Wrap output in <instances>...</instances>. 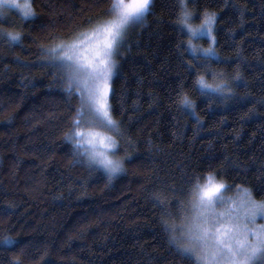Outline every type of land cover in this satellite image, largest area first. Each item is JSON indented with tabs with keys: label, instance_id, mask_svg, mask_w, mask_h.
Masks as SVG:
<instances>
[{
	"label": "trees",
	"instance_id": "obj_1",
	"mask_svg": "<svg viewBox=\"0 0 264 264\" xmlns=\"http://www.w3.org/2000/svg\"><path fill=\"white\" fill-rule=\"evenodd\" d=\"M110 2L32 0L34 17L0 16V264H195L173 242L190 178L214 172L226 194L264 202V0H187L194 20L215 13L216 55L195 60L176 0H152L117 53L109 103L122 168L111 176L65 135L81 94L46 58L107 19ZM197 75L224 90L201 94Z\"/></svg>",
	"mask_w": 264,
	"mask_h": 264
},
{
	"label": "snow or ice",
	"instance_id": "obj_2",
	"mask_svg": "<svg viewBox=\"0 0 264 264\" xmlns=\"http://www.w3.org/2000/svg\"><path fill=\"white\" fill-rule=\"evenodd\" d=\"M152 0H111L108 11L112 13L107 19L97 22L91 29L77 33L74 38L60 41L46 50V58L57 68L67 69V91L71 94L73 85L76 91L81 94V104L74 113L68 139L77 146L84 143L82 137L85 129L80 127L82 117L85 115V105L93 115L101 117L103 127L120 134L117 122L109 112L108 94L109 77L112 72L113 61L111 56L126 26L133 21H140L149 10ZM5 5L14 6L22 10V18L34 17L35 12L32 0H0V8ZM175 28L180 33H186L189 37L203 35L212 32V22L215 13L206 14L200 24L193 25L190 20L194 18L193 13L188 10L187 0H176ZM2 14V13H0ZM18 32H8L7 36L11 40L19 38ZM96 36V47L92 53V59L83 60L76 55V49L82 43L80 37ZM185 50L190 52L193 60L199 53L205 58L215 56L216 53L211 45L208 48L198 50L195 45L189 43ZM191 72L195 65L189 61L186 65ZM83 74V75H81ZM215 75V73H213ZM83 85V88L80 85ZM193 87L201 94L207 95L213 91H223L224 82L209 83L204 75L194 77ZM86 90V91H85ZM178 103L186 108H192L193 101L186 95L178 96ZM88 144L92 145L86 155L91 164L102 168L111 176L122 168V161L114 158L108 150H115L117 146L116 137L97 131L88 132ZM97 144L100 147H97ZM203 181V182H201ZM190 192L192 196V208L194 210L191 226L188 229L189 238L194 239L201 245L197 251L195 245H181L186 252H192L195 256V264H253L258 256L264 257V225L249 227L248 224L241 226L236 222L234 214L218 210L217 204H223L230 197H225L222 193L231 185L226 182L216 181V174H196L189 179ZM239 191V187H237ZM246 194L247 189L243 190ZM248 206L251 209L246 213L249 221L255 219L257 215H264V202L249 200ZM167 225V221H165ZM10 238L5 237L3 243L7 244ZM208 241H213L208 251Z\"/></svg>",
	"mask_w": 264,
	"mask_h": 264
},
{
	"label": "rangeland",
	"instance_id": "obj_3",
	"mask_svg": "<svg viewBox=\"0 0 264 264\" xmlns=\"http://www.w3.org/2000/svg\"><path fill=\"white\" fill-rule=\"evenodd\" d=\"M17 2L18 3H22L23 0H17ZM8 10L17 11L22 16V10L21 9L15 8L14 6L5 5L3 8H0V13H2V14H0V16L3 19H5V20H8V15H9ZM111 15H112V13H110L109 16H111ZM204 16H202L198 20L192 19V20H190V23H192L193 25H198V24H200V22L204 18ZM137 22L138 21L130 22L126 26V28H125L122 36L120 37L115 49L113 50V53H112V56H111V60L114 63H113L112 72H111V75H110L109 81H108L109 87H110L109 94H108L109 112H110L109 97H110V92H111V81H112V78L116 74L117 69H118L117 53H118V50H119V47H120L121 43H123L124 40H125V37H126V34H127L128 30H129V28H131ZM213 26H214V18H213V22H212V32H211L210 35L206 32L203 35H194V36L189 37L188 43H189V40H190L191 44L196 46V48L198 50V53H199L200 49L208 48L210 45H211L212 49L214 50V47H213L214 46ZM80 39H81L82 43L76 49V55L78 57H80L81 59H83V60L92 59V53L95 50L96 41H97V39H99V37H96V36H83V37H80ZM198 55L204 56L202 53H199ZM212 57H214V56H211V58ZM66 73H67V69H66ZM81 75H83V74H81ZM74 86L76 87L75 84H74ZM80 87L83 88V85L81 84ZM85 112L86 113L82 117V123L80 125V127L85 129V135L82 137L84 143L79 145V146L83 148V152L86 155V151L90 150L92 148V145L87 143V141L89 139V136H88V132L89 131H97V132H100V133H107V134H111V135H113L112 133H114V131H111L110 129H108L106 127H103L102 124H101V117H99L98 115H93L92 112L88 111L87 104L85 105ZM97 147H100V146L97 144ZM108 151H109V154L112 155L115 158L116 149L115 150H108ZM86 157H87V155H86ZM118 172H116V173H114L112 175H116ZM217 182H219V181H217ZM222 195L225 196V197H230L231 199L227 200L223 204H217L216 208L218 210H223L225 212L231 211V213L234 214L235 217H236V222L241 224V226L244 225V224H248L249 227H255V226H258V225H264V215H257L255 217V219L252 220V221H249L246 218V213H249L251 211V209L248 206V202H249V200H253V199L251 198V196L248 193L246 194L243 191V189H240L239 191L236 189L232 194H226L225 191H224L222 193ZM193 214H194V210L192 208V203H191L190 204V208H189V213H188L187 217L185 218V221L182 224H180L179 226H176V228L173 230V242H175V244L184 253L189 254L195 260V256H194V254L192 252H186L181 247V245H195L196 250L197 251L200 250L201 245L199 244V242L194 240V239H190L189 238L188 229L191 226V221H192V218H193ZM212 243H214V242L213 241H208V251L209 252L212 251V248H211ZM253 264H264V257L258 256L256 258V260L253 261Z\"/></svg>",
	"mask_w": 264,
	"mask_h": 264
}]
</instances>
